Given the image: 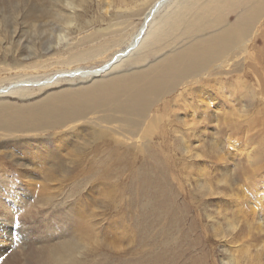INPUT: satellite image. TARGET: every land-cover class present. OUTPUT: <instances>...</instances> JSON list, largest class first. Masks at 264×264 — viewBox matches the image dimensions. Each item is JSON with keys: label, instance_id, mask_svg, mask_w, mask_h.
<instances>
[{"label": "rangeland", "instance_id": "374dc122", "mask_svg": "<svg viewBox=\"0 0 264 264\" xmlns=\"http://www.w3.org/2000/svg\"><path fill=\"white\" fill-rule=\"evenodd\" d=\"M87 1L86 19L93 21V27L69 36L59 24L39 30L34 29L38 25L24 24L27 8L16 0L17 10L0 13L16 15L10 38L5 36L12 45L7 64L13 65L17 58L23 67H31L19 73L32 84L63 75L59 79L63 89L77 91L89 85L91 79L74 74L92 67L83 59H74L88 49L80 43L96 29L115 26L118 22L110 17L115 13L128 17L123 23L127 21L129 37L135 36L143 20L129 17L146 0ZM106 2L114 3L110 14H106ZM263 31L260 26L257 42L263 48L261 54L252 60L246 54V58L230 62L229 71L236 64L241 71L226 75L230 91H224L226 99L219 97L220 104H211L210 122L199 121V109L191 111V118L181 102L175 107L181 113L177 122L195 120L189 149L181 134H176L184 125L176 122L170 126L166 114V139L149 137L146 151L113 169L110 161L95 166L96 158L86 157L84 149L75 151L76 155L85 151L84 168L49 178L40 170L19 172L10 159L6 166L0 161V264H264ZM129 59L128 65L100 79L135 69L136 52ZM0 68H5L3 60ZM1 73L0 89L20 82L15 78L8 81ZM36 93L24 98L10 95L8 102L33 103L46 91ZM157 128L161 131L163 125ZM116 138L125 140L120 134ZM131 144L140 148L143 141L135 139L127 147ZM120 152H125V146ZM66 155L64 152L66 166L73 167L79 160Z\"/></svg>", "mask_w": 264, "mask_h": 264}, {"label": "bare ground", "instance_id": "6f19581e", "mask_svg": "<svg viewBox=\"0 0 264 264\" xmlns=\"http://www.w3.org/2000/svg\"><path fill=\"white\" fill-rule=\"evenodd\" d=\"M22 2L27 8L22 21L32 27L38 25L36 30L45 29L47 24H59L71 36L86 33L94 25L86 19L90 4L87 0ZM2 3L10 6H0V13L18 9L16 0H0ZM111 3L103 4L108 5L106 14H110ZM0 16L3 17L0 27L7 32V35L0 33V60L5 63L0 71L8 81L12 78L20 81L0 89V161L6 166L9 163L6 159H10L18 171L40 170L48 178L55 174L67 175V170L73 168H84L85 151L86 157L96 158L95 166L105 161H110L112 169L122 163L127 165L134 160L133 155L147 150L149 137L166 139L168 126L164 118L168 114L169 125L176 124L181 113L175 107L180 102L191 118V111L199 109V121L210 122L214 107L211 104L214 101L220 104L219 97L226 99L224 91H230L224 81L226 75L241 71L238 64L234 71H229L230 62L246 58V54L252 60L263 49L257 38L260 26L264 27V0H146L138 6L137 14L129 17L138 16L143 20L135 36L129 37L127 21L123 23L128 17L115 13L110 15L118 22L115 26L96 29L80 43L88 49L74 59H83L92 67L74 74H79V79L92 81L74 91L59 87L63 75L32 84L26 75L19 73L31 67H23L17 58H13V65L7 64L12 45L5 36L9 37V29L14 28L12 20L16 15ZM134 52L135 69L100 79L128 65ZM44 91L46 94L33 103L8 102L10 95L24 98ZM211 91L216 95L209 94ZM161 124L163 129L157 131ZM177 124L184 125L186 131L176 130V134H181L185 149H189L187 142L194 138L195 120L184 118ZM116 134L125 140H118ZM135 139L143 141V146L127 147ZM123 146L125 152L121 153ZM82 149L85 151L76 155L75 151ZM64 152L79 159L73 162V167L65 165ZM1 239L5 241L6 237Z\"/></svg>", "mask_w": 264, "mask_h": 264}]
</instances>
